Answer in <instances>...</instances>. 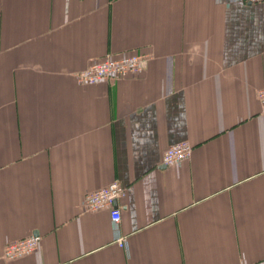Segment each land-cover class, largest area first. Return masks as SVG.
Segmentation results:
<instances>
[{
	"label": "crops",
	"instance_id": "1",
	"mask_svg": "<svg viewBox=\"0 0 264 264\" xmlns=\"http://www.w3.org/2000/svg\"><path fill=\"white\" fill-rule=\"evenodd\" d=\"M134 53L137 76L76 79ZM263 87L260 4L0 0V264H264ZM114 181L126 249L82 208ZM29 236L37 251L3 258Z\"/></svg>",
	"mask_w": 264,
	"mask_h": 264
},
{
	"label": "built area",
	"instance_id": "2",
	"mask_svg": "<svg viewBox=\"0 0 264 264\" xmlns=\"http://www.w3.org/2000/svg\"><path fill=\"white\" fill-rule=\"evenodd\" d=\"M247 3L260 4L264 8V0H246ZM149 57L145 54H124L119 57H105L93 60L88 67L76 74L78 83L83 85H94L100 82L115 81L127 77L139 75L147 65ZM256 99L260 105V114L264 116V87L257 90ZM192 146L187 142H180L168 146L161 159V164L165 167L177 165L189 159ZM126 188L118 181H114L105 187H101L88 193L82 204V208L87 212L107 210L110 215L113 230L117 233V244L126 249L125 237L118 236V226L121 219V209L118 202L126 198ZM40 238L29 236L24 239L9 242L5 245L3 258L11 261L31 255L39 248Z\"/></svg>",
	"mask_w": 264,
	"mask_h": 264
}]
</instances>
